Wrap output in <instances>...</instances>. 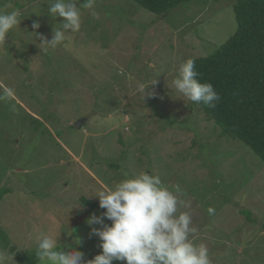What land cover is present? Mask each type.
<instances>
[{
    "label": "rangeland",
    "instance_id": "rangeland-1",
    "mask_svg": "<svg viewBox=\"0 0 264 264\" xmlns=\"http://www.w3.org/2000/svg\"><path fill=\"white\" fill-rule=\"evenodd\" d=\"M235 1L191 0L157 16L132 0H95L99 17L81 8L73 33L50 13L56 0H18L20 25L0 43V248L14 264L41 233L85 261L99 254L90 229L101 226L86 220L102 212L80 199L99 202L141 172L180 186L190 206L177 215H190V239L211 264H264V162L172 85L182 62L234 32ZM55 28L67 39L53 48L43 42Z\"/></svg>",
    "mask_w": 264,
    "mask_h": 264
},
{
    "label": "clouds",
    "instance_id": "clouds-1",
    "mask_svg": "<svg viewBox=\"0 0 264 264\" xmlns=\"http://www.w3.org/2000/svg\"><path fill=\"white\" fill-rule=\"evenodd\" d=\"M79 2V0H77ZM77 2L65 3L56 0L50 7L53 16L62 17L63 29H71L73 33L81 29V8L90 11L94 18L95 0H83L79 7ZM0 9V43H4L9 33L20 25L21 13L11 3ZM32 27L38 29L40 24L34 21ZM50 41L44 44L56 47L66 39L65 31L53 30ZM195 70V60L187 59L179 65L178 75L172 81L174 89L183 97L196 104L203 103L215 107L220 99L211 83H201ZM154 80L151 84H155ZM143 89V99L152 93ZM11 96V92L5 94ZM5 97L0 96V99ZM182 189L175 186L170 190L159 175L141 172L133 178H125L114 187L106 188L97 195L101 215L91 214L86 220L91 227L90 236H96L101 252L92 259L84 260V253L77 250H61L54 238L41 233L37 239L35 256L39 264H211L209 250L203 243L195 244L190 234L196 229L191 227V217L187 212L178 213V204L185 208L189 202L180 200ZM81 207V205L79 206ZM214 213L213 208L208 209ZM111 223H105V221ZM74 231V230H73ZM42 237V238H41ZM77 244L80 240L76 241ZM15 253L0 248V264H14Z\"/></svg>",
    "mask_w": 264,
    "mask_h": 264
},
{
    "label": "trees",
    "instance_id": "trees-1",
    "mask_svg": "<svg viewBox=\"0 0 264 264\" xmlns=\"http://www.w3.org/2000/svg\"><path fill=\"white\" fill-rule=\"evenodd\" d=\"M132 1L160 16L191 0ZM13 5L16 9L22 6L18 0ZM3 6L0 0V9L11 11ZM232 9L234 32L212 54L191 58L199 73L197 79L211 83L220 99L215 107L192 102L190 109H200L207 121L220 127L222 135L240 140L264 162V0H236ZM80 200L91 210L104 211L97 201ZM0 234V247H4L6 238L2 231ZM17 259L21 264L38 262L35 250Z\"/></svg>",
    "mask_w": 264,
    "mask_h": 264
},
{
    "label": "water",
    "instance_id": "water-1",
    "mask_svg": "<svg viewBox=\"0 0 264 264\" xmlns=\"http://www.w3.org/2000/svg\"><path fill=\"white\" fill-rule=\"evenodd\" d=\"M82 123V120H79L75 123V127L79 128Z\"/></svg>",
    "mask_w": 264,
    "mask_h": 264
}]
</instances>
